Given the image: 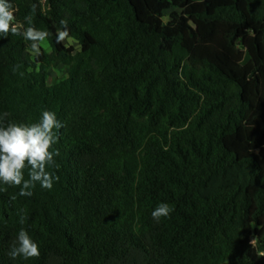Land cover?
Here are the masks:
<instances>
[{"label":"trees","instance_id":"1","mask_svg":"<svg viewBox=\"0 0 264 264\" xmlns=\"http://www.w3.org/2000/svg\"><path fill=\"white\" fill-rule=\"evenodd\" d=\"M11 2L51 50L0 39V114L63 127L51 190L0 183V264H264V0Z\"/></svg>","mask_w":264,"mask_h":264},{"label":"clouds","instance_id":"2","mask_svg":"<svg viewBox=\"0 0 264 264\" xmlns=\"http://www.w3.org/2000/svg\"><path fill=\"white\" fill-rule=\"evenodd\" d=\"M15 12L11 0H0V39L9 35L20 36L29 42V51L32 54L40 55L41 46L49 33L36 28L31 15L25 16L24 20L29 25L25 27L24 22L17 20ZM60 24L62 28L57 30L56 43H63L66 48L78 44L76 39L70 36L67 19H62ZM9 116L8 112L0 114V183L18 187L20 196H32V189L37 184L51 190L54 182L59 181V176H54L48 169L55 165V158L59 156V150L53 151L52 148L57 141L55 130L63 127L62 122L58 120L56 113L50 110H44L39 122L32 124L14 121L4 123ZM12 199L14 200L15 196ZM172 210L169 204L161 202L151 215L156 222H160L161 218L170 216ZM17 214L19 222L23 224L26 213L20 209ZM40 254L38 243L21 228L10 247L9 257L28 260L38 258ZM260 255L264 256V253Z\"/></svg>","mask_w":264,"mask_h":264},{"label":"rangeland","instance_id":"3","mask_svg":"<svg viewBox=\"0 0 264 264\" xmlns=\"http://www.w3.org/2000/svg\"><path fill=\"white\" fill-rule=\"evenodd\" d=\"M44 45L47 46L49 50H51L48 42H44ZM74 46L77 49L80 47L79 43L74 44ZM67 74H68V68L65 67L64 65H60L58 67L51 68V70L49 72V80L51 82L52 81H58V80L64 78Z\"/></svg>","mask_w":264,"mask_h":264}]
</instances>
